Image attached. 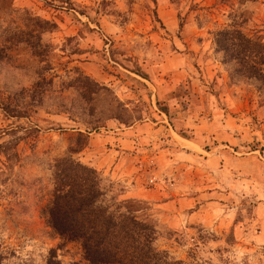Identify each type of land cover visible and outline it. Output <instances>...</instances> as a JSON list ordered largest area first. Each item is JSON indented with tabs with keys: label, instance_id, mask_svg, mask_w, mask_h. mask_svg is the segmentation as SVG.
Masks as SVG:
<instances>
[{
	"label": "rangeland",
	"instance_id": "374dc122",
	"mask_svg": "<svg viewBox=\"0 0 264 264\" xmlns=\"http://www.w3.org/2000/svg\"><path fill=\"white\" fill-rule=\"evenodd\" d=\"M231 28L264 43V0H0V264H90L46 222L60 158L173 259L264 264V86L223 62Z\"/></svg>",
	"mask_w": 264,
	"mask_h": 264
},
{
	"label": "trees",
	"instance_id": "16d2710c",
	"mask_svg": "<svg viewBox=\"0 0 264 264\" xmlns=\"http://www.w3.org/2000/svg\"><path fill=\"white\" fill-rule=\"evenodd\" d=\"M223 62L237 64L236 73L264 86V43L237 28L217 33ZM260 88V87H259ZM54 187L44 208L48 226L64 240L78 241L90 264H183L154 245V226L128 210L114 213L100 203L102 189L94 168L72 160L55 161ZM50 264V261H49Z\"/></svg>",
	"mask_w": 264,
	"mask_h": 264
},
{
	"label": "crops",
	"instance_id": "0c3cea01",
	"mask_svg": "<svg viewBox=\"0 0 264 264\" xmlns=\"http://www.w3.org/2000/svg\"><path fill=\"white\" fill-rule=\"evenodd\" d=\"M167 123L169 126V130H171V132L180 139L178 140L177 143H179L181 147H187L184 148L186 150L191 149L196 151L199 150V151L209 152V149L205 147L206 145L205 142H203L202 140H193L186 134L182 133L180 130L175 129V127H173V125H171L169 122ZM172 139H174L173 136ZM212 142L214 147L218 146V144H221L223 146H226L227 149H232L237 151V146L236 144H234L233 140H213ZM226 148H223L224 152L227 151ZM132 186H135V184H132ZM133 188L135 189L132 191H126L125 195H129L130 197H136L140 199H148L149 195L151 194L148 190L144 189L143 187H133ZM172 201L177 214L182 213L183 208L181 207V205L176 204L178 202L177 199H173Z\"/></svg>",
	"mask_w": 264,
	"mask_h": 264
}]
</instances>
